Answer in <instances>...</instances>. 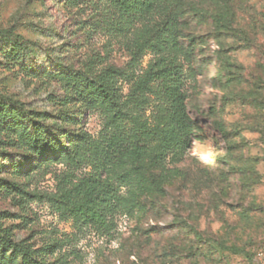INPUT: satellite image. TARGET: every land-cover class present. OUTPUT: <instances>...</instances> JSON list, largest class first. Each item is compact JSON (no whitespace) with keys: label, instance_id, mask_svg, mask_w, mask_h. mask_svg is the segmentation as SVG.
Wrapping results in <instances>:
<instances>
[{"label":"rangeland","instance_id":"374dc122","mask_svg":"<svg viewBox=\"0 0 264 264\" xmlns=\"http://www.w3.org/2000/svg\"><path fill=\"white\" fill-rule=\"evenodd\" d=\"M0 238L29 253L0 264H264V0H0Z\"/></svg>","mask_w":264,"mask_h":264},{"label":"trees","instance_id":"16d2710c","mask_svg":"<svg viewBox=\"0 0 264 264\" xmlns=\"http://www.w3.org/2000/svg\"><path fill=\"white\" fill-rule=\"evenodd\" d=\"M210 2L214 6L219 7V9H220L222 0H210ZM227 17L228 16L226 13L219 12L217 15L212 16V19H213V22L215 24L219 25V24H223L224 22H228ZM112 88H113L112 86L106 87L104 85H100L99 87L96 88V90L94 92V98L98 101L100 100L101 103L105 102L107 99L111 98ZM167 90L172 92L170 94V96L172 98L170 100V102H172V107L167 109V112L165 114L166 120H167L169 126L172 128V132H173L172 135L174 137H176V138L181 137L183 139L184 138L186 139L191 134H190V130L188 128V123H186V120L184 117V110H183L182 103H181L180 88L178 87V85H172V87H167ZM184 141L186 142V140H184ZM94 180L97 181L98 179H94ZM111 191H112V193H114L113 188H111ZM106 193L107 192H105V191H98L96 200H101V203L105 204L106 203V198H105ZM111 195H114V194H111ZM107 196H108V193H107ZM4 239L0 238V242H1L0 248L2 250H4L7 245H9V247L13 248L14 251L21 252L23 254V256L27 257L29 255V253L26 251V248L13 243L8 238H4ZM6 241H7V243H6ZM39 264H42V263H39Z\"/></svg>","mask_w":264,"mask_h":264},{"label":"built area","instance_id":"2783aa9c","mask_svg":"<svg viewBox=\"0 0 264 264\" xmlns=\"http://www.w3.org/2000/svg\"><path fill=\"white\" fill-rule=\"evenodd\" d=\"M263 251H264V245H263Z\"/></svg>","mask_w":264,"mask_h":264}]
</instances>
